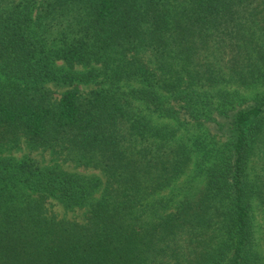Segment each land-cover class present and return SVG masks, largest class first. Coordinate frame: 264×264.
<instances>
[{
  "label": "trees",
  "instance_id": "trees-1",
  "mask_svg": "<svg viewBox=\"0 0 264 264\" xmlns=\"http://www.w3.org/2000/svg\"><path fill=\"white\" fill-rule=\"evenodd\" d=\"M20 136L107 181L0 157V264H264V0H0V151ZM192 165L199 193L160 196Z\"/></svg>",
  "mask_w": 264,
  "mask_h": 264
},
{
  "label": "rangeland",
  "instance_id": "rangeland-1",
  "mask_svg": "<svg viewBox=\"0 0 264 264\" xmlns=\"http://www.w3.org/2000/svg\"><path fill=\"white\" fill-rule=\"evenodd\" d=\"M57 29H55L56 31ZM54 31V28H53ZM55 33V32H54ZM57 32L53 34L56 36ZM58 37V36H57ZM90 67L86 65H77L76 69L80 71L88 70ZM54 91V97L59 98L64 89L59 88L56 85L51 84ZM99 83H91L82 85L81 89L84 92L99 87ZM236 88L235 85L230 87ZM254 90L242 89V92L251 97ZM264 150L261 149L255 157V170H259L263 173L264 166ZM0 157H12L17 160H22L27 157H31L38 161L43 166H58L66 171L80 173L83 175H97L104 183L107 181V176L100 169L93 166H86L81 164L67 148L58 147H36L34 148L24 136H20L18 143L16 142L12 146H6L0 151ZM204 186V179L196 176L194 173V167L187 170L182 176H180L173 186L163 192L160 196L174 197V201L178 202L182 199L183 195L187 192L189 194H197ZM102 191L95 195V199L100 198ZM90 208L74 207L67 208L63 203L55 198H48L47 200V212L51 215H56L58 218H65L71 221L86 223L88 221ZM254 225L256 229V235L261 248L264 251V204L257 203L254 211Z\"/></svg>",
  "mask_w": 264,
  "mask_h": 264
}]
</instances>
